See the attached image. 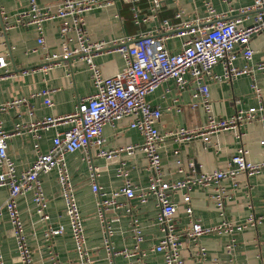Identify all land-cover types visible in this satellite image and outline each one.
Returning <instances> with one entry per match:
<instances>
[{
    "label": "built area",
    "instance_id": "obj_1",
    "mask_svg": "<svg viewBox=\"0 0 264 264\" xmlns=\"http://www.w3.org/2000/svg\"><path fill=\"white\" fill-rule=\"evenodd\" d=\"M142 1H147L149 14L140 17L139 3ZM117 2L128 3L135 22L139 23L157 18L165 0H59L55 4L44 6L37 0H28L24 11L13 16L3 15L5 31L16 26H31L38 34L37 41L40 46L45 44V23L57 20L63 50L61 53H52L48 56V62L41 68L47 71L62 61L69 65L70 61L66 60L80 57L87 63L94 86V91L79 97L76 109L66 115L50 114L43 119L31 120L28 124H16L10 131L5 129L4 121L0 117V187H5L8 191L5 201L0 205V216L4 213L8 216L21 264H34V252L18 205V199L27 193H32L33 212L45 225L43 236L48 242L52 264H63L52 246V241L65 232V226L51 221L48 212L49 199L42 180V175L52 171L56 172L60 195L65 201V213L74 241L77 264L95 263L77 198V189L67 161L68 154L80 150L85 152L84 159L88 163L87 179L97 197L96 217L103 229V244L111 262L116 256H124L132 260L133 264H150L149 256L159 254L164 264H205L207 248L202 243L203 236L210 234L231 236L264 222V214H250L241 222L227 219L225 204L230 194L222 185V181L227 179L237 185L239 174L251 176L264 169V128L260 140L263 154L261 162L249 159L250 151L243 142L245 133L242 131V127L255 120H260L264 124L262 90L253 82L251 87L258 100L256 106L250 107L247 111L239 110L231 116H217L213 111L210 89V81H232L241 75H253L256 71L264 70V61L250 63L255 54L252 41L257 37L264 39V0H253L252 5L239 9V15L232 19L218 13L210 0H203L206 7V14L203 16L184 18V10L178 9L175 17L179 21L176 23L166 19L154 29L141 31L135 36L110 41H93L88 30L87 12ZM247 14H253L252 21L248 24L245 23L244 17ZM173 36L183 38L178 50H172L167 46V39ZM105 50L118 52L125 61L123 69L110 76L102 72L94 59ZM239 55L247 61L242 67L235 64ZM9 65L7 54L0 53V79L15 76ZM217 65H222V74L214 72ZM25 72L28 70H24ZM169 79L174 80L178 89L194 86V105L202 106L206 114L204 124L196 127L179 126L164 134L160 132L158 123L162 111L152 105L147 98ZM56 91V88L47 86L36 95L41 96L44 104L52 108L55 104L53 96ZM25 101L26 98H15L1 103L0 111ZM181 109L179 107L178 111ZM29 113L31 116L34 115L32 109ZM125 118L131 119L130 128L139 131L143 141L108 148L107 139L103 134L104 126ZM59 126H63L64 129L60 130ZM50 129H56L53 144L47 152H43L40 149L41 132ZM227 130L236 133L239 146L226 169L198 172L194 162L184 164L179 159L177 160L179 177L166 178L160 152L166 138H173L180 143L201 138L205 148H209L215 146L212 143L213 136ZM26 131L32 132L36 158L28 168L18 171L8 151V140ZM92 149L95 150L97 157L106 161L119 158L124 153L128 156L142 153L152 171L147 184H135L129 177L125 160L122 159L116 169V176L121 180V185L110 191L106 190L99 183L101 169L93 162ZM196 187L204 190L213 188L211 197L223 217L219 224L205 225L195 216L191 205V191ZM177 193L186 203L189 226L184 230L178 229L176 221L177 204L174 197ZM152 199L156 204L154 226L160 235L155 243L144 248L146 236L138 207ZM121 210L131 217L134 245L115 249L112 242L115 233L113 223L119 220ZM109 211L115 213L111 218L107 216ZM186 241L192 243L193 262H188L184 257ZM226 249L234 256L236 249L234 240L231 239L226 244ZM230 262L236 264L234 258H231ZM0 264H5L1 251Z\"/></svg>",
    "mask_w": 264,
    "mask_h": 264
},
{
    "label": "crops",
    "instance_id": "obj_2",
    "mask_svg": "<svg viewBox=\"0 0 264 264\" xmlns=\"http://www.w3.org/2000/svg\"><path fill=\"white\" fill-rule=\"evenodd\" d=\"M59 0H37L40 5H52ZM218 13H223L226 18H235L239 15V9L252 5L253 0H210ZM28 0H0V53H6L10 63L9 68L15 74L14 77L0 79V104L15 98H26V101L0 111V117L4 121L5 129L13 130L16 124H28L31 120L43 119L50 114L66 115L76 109L79 97L91 94L94 91L91 72L87 63L80 57H75L69 62L64 61L44 71L47 57L52 53H61L62 44L59 33V22L51 20L45 23V44L40 46L38 34L33 27L16 26L8 31L3 28V15L13 16L27 8ZM140 17L149 14L147 1L139 3ZM178 9L185 12L184 18L190 16H203L206 7L203 0H165L163 8L157 18L147 21L135 22L133 12L128 3L117 2L92 9L87 12L86 20L90 38L93 41H110L125 36H135L141 31H150L159 26L162 20H170L173 23L179 20L175 17ZM253 14L244 15L245 23L252 21ZM183 38L173 36L167 39V46L172 50L180 48ZM255 54L251 64L264 61V39L257 37L252 41ZM105 75H113L122 70L125 64L123 57L118 52L102 51L95 58ZM235 64L244 66L247 61L239 55ZM24 70L28 72L24 73ZM217 74L223 73L222 65L214 69ZM256 84L262 90L264 101V70L256 71L253 75H241L232 81H210L213 111L217 116H231L239 110L247 111L258 104L257 96L251 87ZM56 88L53 99L54 106L47 107L38 94L45 87ZM193 85L185 89H178L174 80L165 81L157 91L148 96L149 102L162 111V117L158 123L161 133L177 128L196 127L204 124L206 114L199 104L194 105ZM175 100H177L175 102ZM181 107V111L178 108ZM32 109L34 115L29 111ZM130 118H125L114 124L104 126L103 134L107 139L106 146L113 148L129 144H137L143 141L139 131L130 128ZM63 130V126L58 127ZM264 124L255 120L242 127L245 133L243 142L248 147L249 159L254 162L263 160L260 140L263 137ZM56 129L41 132L40 149L47 152L53 144ZM212 143L215 146L205 148L201 138L190 142L180 143L173 138H166L160 147L163 162V172L166 178L179 177L177 173V160L184 164L194 162L198 172L226 169L235 154L239 142L236 133L231 130L221 131L213 136ZM8 151L16 164L17 170L28 168L36 158V150L32 132L26 131L20 135L12 136L8 140ZM85 152L80 150L67 155V161L71 171L73 182L76 186L77 198L84 219V226L92 249L94 264H133L132 260L124 256H116L109 261L107 250L104 247V233L96 217L97 197L92 191L87 179L88 163L84 159ZM93 162L101 169L99 183L110 191L121 185V180L116 176V169L122 159L125 160L129 170L130 179L138 185H146L152 171L142 153L128 156L126 153L112 161H106L95 155L92 149ZM45 193L49 199L48 212L51 221L55 224H63L65 232L52 241V246L59 254L63 264H77V254L74 241L70 232L68 218L65 213V201L60 195L56 172L52 171L42 175ZM237 185L231 180L222 181V185L228 190L230 197L226 200L225 214L227 219L236 222L244 221L250 214H264V169L255 175L248 176L241 173L237 178ZM213 188L204 190L196 187L191 191V205L194 214L205 225H217L223 217L220 215L211 194ZM8 191L0 187V205L5 201ZM177 204L176 221L179 230L189 226L186 214V203L177 193L174 197ZM137 202V201H135ZM134 203V201H133ZM19 209L28 233L29 242L34 252V264H52L49 254L48 242L43 236L45 228L38 216L33 212V195L27 193L18 199ZM155 201L152 199L145 205L138 207L141 225L144 229L146 241L144 248L150 247L159 238V231L154 226L156 217ZM115 215L109 211V218ZM131 217L124 210L120 211L119 220L113 223L115 230L112 242L115 249L133 247L134 239L130 226ZM0 251L3 254L5 264H21L16 251V243L12 236V229L7 214L0 216ZM234 240L236 249L234 256L229 254L226 244ZM202 243L207 248L205 264H230L234 258L236 264H264V222L257 226H250L246 230L233 235L210 234L202 237ZM184 257L188 262H193L194 249L190 241L185 242ZM150 264H164L159 254L149 256Z\"/></svg>",
    "mask_w": 264,
    "mask_h": 264
},
{
    "label": "water",
    "instance_id": "obj_3",
    "mask_svg": "<svg viewBox=\"0 0 264 264\" xmlns=\"http://www.w3.org/2000/svg\"><path fill=\"white\" fill-rule=\"evenodd\" d=\"M3 26V28H4V24L2 25ZM72 59H69V60H66V62H69V61H71Z\"/></svg>",
    "mask_w": 264,
    "mask_h": 264
}]
</instances>
